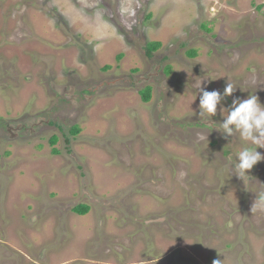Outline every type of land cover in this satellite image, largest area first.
I'll list each match as a JSON object with an SVG mask.
<instances>
[{
	"label": "rangeland",
	"instance_id": "374dc122",
	"mask_svg": "<svg viewBox=\"0 0 264 264\" xmlns=\"http://www.w3.org/2000/svg\"><path fill=\"white\" fill-rule=\"evenodd\" d=\"M227 80L264 105V0H0V264H264Z\"/></svg>",
	"mask_w": 264,
	"mask_h": 264
},
{
	"label": "clouds",
	"instance_id": "9594fccd",
	"mask_svg": "<svg viewBox=\"0 0 264 264\" xmlns=\"http://www.w3.org/2000/svg\"><path fill=\"white\" fill-rule=\"evenodd\" d=\"M214 79H207L205 83ZM199 84V116L209 114L212 117L217 114L218 105L222 120L223 131L221 134L225 137H231L234 133H239L240 138L245 142H250L252 147H244L237 154L236 164L237 174L246 173L260 161H264V154L257 151V148H264V105L259 101L255 94H249L246 99L234 97L231 104L224 106V100L232 96L236 91L233 83L226 82L221 92L218 89L206 90V87ZM226 113V114H225ZM213 264H219V260H214Z\"/></svg>",
	"mask_w": 264,
	"mask_h": 264
},
{
	"label": "trees",
	"instance_id": "16d2710c",
	"mask_svg": "<svg viewBox=\"0 0 264 264\" xmlns=\"http://www.w3.org/2000/svg\"><path fill=\"white\" fill-rule=\"evenodd\" d=\"M150 17V16H149ZM162 43L160 41H151L148 42L146 45V55L148 57H152L153 53H155L158 49H160ZM197 54L196 51H193V53H191L192 57H195ZM122 57V55H119V59ZM171 71V66H168L166 69V73H170ZM142 99L144 102H150L151 98H152V87L151 86H147L145 87L143 90L140 91ZM71 134L76 136L81 132V129L79 126L75 125L72 127V129L70 130ZM59 140V137L57 135H53V137L51 138V145L54 147L53 148V152L54 153H58L59 150L57 148H55V145L57 144ZM67 141L69 142V138L67 137ZM90 205L86 204V203H80L77 206L74 207V211L80 215H84L90 212Z\"/></svg>",
	"mask_w": 264,
	"mask_h": 264
}]
</instances>
